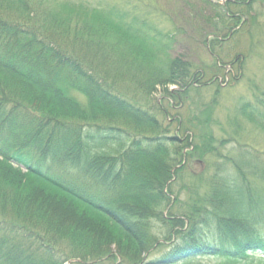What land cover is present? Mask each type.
Masks as SVG:
<instances>
[{
	"label": "trees",
	"instance_id": "16d2710c",
	"mask_svg": "<svg viewBox=\"0 0 264 264\" xmlns=\"http://www.w3.org/2000/svg\"><path fill=\"white\" fill-rule=\"evenodd\" d=\"M33 8L0 0V264H146L163 248L150 264H264V161L244 152L207 184L191 175L182 200L174 185L212 137L131 135L159 125L122 86L179 101L166 88L192 87L189 64L117 9H93L95 25L80 11L73 28L46 9L30 23ZM261 98L239 113L264 129Z\"/></svg>",
	"mask_w": 264,
	"mask_h": 264
},
{
	"label": "rangeland",
	"instance_id": "374dc122",
	"mask_svg": "<svg viewBox=\"0 0 264 264\" xmlns=\"http://www.w3.org/2000/svg\"><path fill=\"white\" fill-rule=\"evenodd\" d=\"M248 1L27 0L35 10L31 13L30 23L38 22V15L44 18L46 9L61 12V17L72 19L73 22L66 24L73 28L79 20L76 14L80 11L95 25L102 19L92 16L93 9H117L127 14L126 21L136 19V28L145 31L149 38L170 43L169 57L180 58L189 64L192 77L195 76L192 87L177 90L169 85L166 88L178 97L181 95L179 101L164 98L162 87L156 88L151 96L139 93L135 86L125 85L121 90L123 96L148 110L158 121L159 128L131 130L133 137L165 134L184 140L190 135V141L199 145H205L204 138L212 137L215 151L193 158L200 159L201 163H193L190 159L183 180L174 185L182 200L185 196L183 190L186 191L191 184V175L200 177L202 185L207 184L211 176L221 177L222 172L230 170L232 160L240 159V154L244 152L247 157L243 159L260 164L264 161V129L239 113L242 105H254L264 95V0ZM226 11L228 16H224ZM108 34L109 31H106ZM214 37L220 41L212 42ZM169 38L172 40L169 41ZM71 94L84 102L83 97ZM179 129L180 133H177ZM128 144L129 140H124L121 146L112 144L103 152L116 156ZM45 190L49 191L46 187ZM111 249L115 251L114 246ZM166 251L165 248L155 250L145 257L144 262H155ZM254 259L261 264L260 256L255 255ZM216 262L208 260L203 264Z\"/></svg>",
	"mask_w": 264,
	"mask_h": 264
},
{
	"label": "water",
	"instance_id": "95a60500",
	"mask_svg": "<svg viewBox=\"0 0 264 264\" xmlns=\"http://www.w3.org/2000/svg\"><path fill=\"white\" fill-rule=\"evenodd\" d=\"M71 262H69L68 264H70Z\"/></svg>",
	"mask_w": 264,
	"mask_h": 264
}]
</instances>
